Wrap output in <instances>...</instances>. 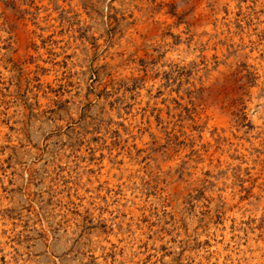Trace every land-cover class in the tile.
Masks as SVG:
<instances>
[{
  "label": "rangeland",
  "instance_id": "1",
  "mask_svg": "<svg viewBox=\"0 0 264 264\" xmlns=\"http://www.w3.org/2000/svg\"><path fill=\"white\" fill-rule=\"evenodd\" d=\"M263 77L264 0H0V264H264Z\"/></svg>",
  "mask_w": 264,
  "mask_h": 264
},
{
  "label": "bare ground",
  "instance_id": "2",
  "mask_svg": "<svg viewBox=\"0 0 264 264\" xmlns=\"http://www.w3.org/2000/svg\"><path fill=\"white\" fill-rule=\"evenodd\" d=\"M223 36V35H222ZM253 53V52H252ZM253 55V54H252ZM264 78V77H263ZM210 113H211V111H210ZM220 119H221V117H220ZM255 120V119H254ZM227 121V120H226ZM257 122V121H256ZM227 130V129H226ZM227 136V135H226Z\"/></svg>",
  "mask_w": 264,
  "mask_h": 264
}]
</instances>
